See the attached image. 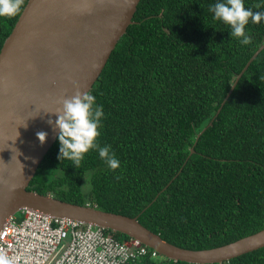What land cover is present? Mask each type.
<instances>
[{
    "label": "trees",
    "instance_id": "trees-1",
    "mask_svg": "<svg viewBox=\"0 0 264 264\" xmlns=\"http://www.w3.org/2000/svg\"><path fill=\"white\" fill-rule=\"evenodd\" d=\"M28 1L16 15L0 16V52ZM213 3L141 0L90 92L104 112L96 143L110 146L119 166L109 168L96 148L78 167L60 161L56 140L28 190L137 217L187 250L214 249L264 229V49L225 102L264 44V19L249 20L251 39L242 45L229 25L212 18ZM244 3L264 11V0ZM131 264L189 263L147 254ZM222 264H264V248Z\"/></svg>",
    "mask_w": 264,
    "mask_h": 264
},
{
    "label": "water",
    "instance_id": "water-1",
    "mask_svg": "<svg viewBox=\"0 0 264 264\" xmlns=\"http://www.w3.org/2000/svg\"><path fill=\"white\" fill-rule=\"evenodd\" d=\"M140 2L28 1L0 52V229L10 216L29 209L125 234L176 262L222 264L264 248L263 229L214 249L187 250L164 240L137 217L27 189L57 140L59 130L49 121L55 122L63 99L75 95L77 89L91 92L118 42L134 23ZM263 49L264 44L239 74L225 102ZM38 131L48 133L43 144L36 136Z\"/></svg>",
    "mask_w": 264,
    "mask_h": 264
},
{
    "label": "built area",
    "instance_id": "built-area-1",
    "mask_svg": "<svg viewBox=\"0 0 264 264\" xmlns=\"http://www.w3.org/2000/svg\"><path fill=\"white\" fill-rule=\"evenodd\" d=\"M106 230L22 209L3 223L0 253L12 264H131L147 254L160 256L136 240L119 241Z\"/></svg>",
    "mask_w": 264,
    "mask_h": 264
},
{
    "label": "clouds",
    "instance_id": "clouds-1",
    "mask_svg": "<svg viewBox=\"0 0 264 264\" xmlns=\"http://www.w3.org/2000/svg\"><path fill=\"white\" fill-rule=\"evenodd\" d=\"M23 0H0V16H14L21 10ZM208 11L212 13L214 20L222 21L230 26L231 37H242L239 43L247 45L250 36L245 32V26L251 20L258 23L264 19V11L253 10L246 7L244 0H215L209 5ZM264 79V77H261ZM96 98L89 92L76 90L75 95L62 101V109L57 113V119L49 121L55 129H58L57 140L59 142L58 159L72 161V165L78 167L83 155L92 148L98 150L99 156L105 160L111 169L119 166V160L110 152V146H99L96 138L99 136L101 118L104 116L103 106L97 104ZM37 138L43 144L48 133L38 131ZM0 264H12L11 259L0 253Z\"/></svg>",
    "mask_w": 264,
    "mask_h": 264
}]
</instances>
